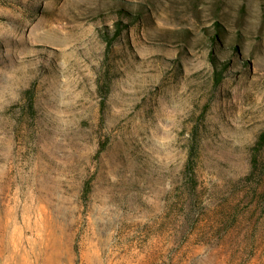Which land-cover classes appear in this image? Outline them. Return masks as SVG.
Listing matches in <instances>:
<instances>
[{
  "label": "rangeland",
  "instance_id": "obj_1",
  "mask_svg": "<svg viewBox=\"0 0 264 264\" xmlns=\"http://www.w3.org/2000/svg\"><path fill=\"white\" fill-rule=\"evenodd\" d=\"M263 129L264 0H0V264H264Z\"/></svg>",
  "mask_w": 264,
  "mask_h": 264
},
{
  "label": "trees",
  "instance_id": "obj_2",
  "mask_svg": "<svg viewBox=\"0 0 264 264\" xmlns=\"http://www.w3.org/2000/svg\"><path fill=\"white\" fill-rule=\"evenodd\" d=\"M123 24L121 20L116 22V30L113 36L110 35V32L107 30V47L108 50L111 49L114 44L117 36L122 32ZM218 34L213 36V40L217 41ZM210 59L212 64L216 67L215 71V84H219L224 78V70L227 69L228 63L224 65L223 68L219 67V57L215 51V47L210 51ZM98 89L102 95L103 107L105 106V100L110 89V82L101 80V77L98 79ZM30 106L34 107L33 98L31 97ZM197 151L198 143H195L194 140L190 147L189 156L185 163L183 169L182 180L180 187L182 188L184 196V204L182 205V212H179L184 218H189L192 215L199 216L201 214L200 207L203 204L202 188L200 186L198 173H197ZM251 169L246 179L248 180V185L251 188V192L254 196L263 195L262 186L264 184V129L258 134L254 144L251 146ZM259 198V196H258ZM225 214V215H224ZM223 212H220L218 216L220 217V223H225V228L223 231L225 233L230 232L236 227V222L233 224H228L230 217L236 221V191L232 192L230 198L226 200V206ZM187 221V220H185Z\"/></svg>",
  "mask_w": 264,
  "mask_h": 264
},
{
  "label": "bare ground",
  "instance_id": "obj_3",
  "mask_svg": "<svg viewBox=\"0 0 264 264\" xmlns=\"http://www.w3.org/2000/svg\"><path fill=\"white\" fill-rule=\"evenodd\" d=\"M9 249V248H8ZM1 252V251H0ZM16 254V253H15ZM25 255H27L26 253H25ZM22 257V256H21ZM25 257V256H24ZM28 257V256H27ZM41 258V257H40ZM10 259H12V258H10ZM30 259V258H29ZM15 260H17V259H15ZM25 261H27L26 259H24ZM29 262H30V260H29ZM7 263V262H6ZM46 263V262H45Z\"/></svg>",
  "mask_w": 264,
  "mask_h": 264
}]
</instances>
